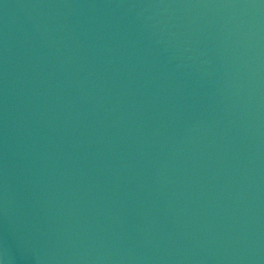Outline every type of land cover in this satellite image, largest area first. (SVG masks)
<instances>
[{
	"label": "water",
	"instance_id": "water-1",
	"mask_svg": "<svg viewBox=\"0 0 264 264\" xmlns=\"http://www.w3.org/2000/svg\"><path fill=\"white\" fill-rule=\"evenodd\" d=\"M0 264H264V0H0Z\"/></svg>",
	"mask_w": 264,
	"mask_h": 264
}]
</instances>
